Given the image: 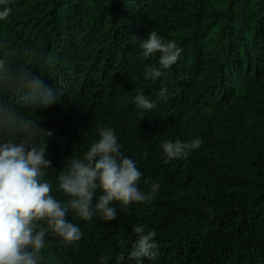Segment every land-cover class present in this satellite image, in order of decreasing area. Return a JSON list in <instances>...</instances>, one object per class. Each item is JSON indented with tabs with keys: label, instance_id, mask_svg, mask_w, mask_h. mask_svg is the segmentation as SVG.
<instances>
[{
	"label": "trees",
	"instance_id": "16d2710c",
	"mask_svg": "<svg viewBox=\"0 0 264 264\" xmlns=\"http://www.w3.org/2000/svg\"><path fill=\"white\" fill-rule=\"evenodd\" d=\"M7 2L12 12L0 21V48L21 56L22 70L55 96L52 82L71 73L90 95L86 103L70 101L54 127L46 117L38 124L53 133L47 158L54 172L65 158L84 156L99 125L113 128L124 155L136 161L142 191L148 178L161 186L151 204H133L115 221L69 213L81 240L64 247L49 236L39 264H100L101 255L115 264L116 254H127L121 243L135 239V225L154 229L159 244L160 256L144 264H264V0ZM151 31L183 49L157 80H145L144 71L158 66L160 54L145 58L139 47ZM141 92L154 109L136 107ZM187 137L200 138L201 147L165 164L161 142ZM48 179L55 188V174ZM124 264H132L127 256Z\"/></svg>",
	"mask_w": 264,
	"mask_h": 264
},
{
	"label": "clouds",
	"instance_id": "9594fccd",
	"mask_svg": "<svg viewBox=\"0 0 264 264\" xmlns=\"http://www.w3.org/2000/svg\"><path fill=\"white\" fill-rule=\"evenodd\" d=\"M0 3L4 5L0 21H5L12 9L7 0ZM139 47L145 58L160 54L158 66L145 68V80L166 76L183 52L175 40L160 37L156 31L148 33ZM25 52L36 56L34 50ZM40 58L51 63L56 59L46 55ZM21 64L22 57L15 51L6 46L0 48V264H39L51 243L49 236L64 247L81 240V228L68 219L69 213L82 221H91L97 214L104 221H115L120 211L129 212L133 204H151L161 187L148 178L144 180L148 191H142L143 173L136 161L124 155L113 128L99 125V139L91 143L84 156L65 158L62 171L55 173L52 161L47 158V144L53 133L38 124L46 117L54 127L68 114L70 101L86 103L91 100L90 95L79 73V80L71 73L52 82L47 70L46 76L58 92L55 96L43 79L24 72ZM20 90L26 91L23 97ZM166 93L167 89L162 88L158 95L163 99ZM134 102L140 109L156 107L142 92L134 97ZM73 123L62 133L70 131ZM187 128L193 131V123L189 122ZM184 139L161 142L165 164L187 158L203 143L200 138ZM49 173L55 174V188L48 179ZM54 191L65 199L57 198ZM132 233L135 239L129 238L130 247L121 243L122 248H128L127 254H116L115 264H124L126 256L132 264H144L145 260L154 261L160 256L154 229L135 225ZM98 259L100 264H108L106 256Z\"/></svg>",
	"mask_w": 264,
	"mask_h": 264
}]
</instances>
